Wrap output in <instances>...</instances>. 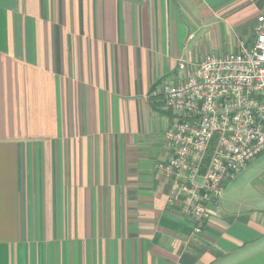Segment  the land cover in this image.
Instances as JSON below:
<instances>
[{"label": "crops", "instance_id": "1", "mask_svg": "<svg viewBox=\"0 0 264 264\" xmlns=\"http://www.w3.org/2000/svg\"><path fill=\"white\" fill-rule=\"evenodd\" d=\"M264 0H0V264H264V152L199 232L168 203L151 96L249 42Z\"/></svg>", "mask_w": 264, "mask_h": 264}, {"label": "built area", "instance_id": "2", "mask_svg": "<svg viewBox=\"0 0 264 264\" xmlns=\"http://www.w3.org/2000/svg\"><path fill=\"white\" fill-rule=\"evenodd\" d=\"M178 69L180 82L151 92L171 115L159 167L170 183L167 202H179L199 232L226 181L264 152V10L249 42Z\"/></svg>", "mask_w": 264, "mask_h": 264}, {"label": "rangeland", "instance_id": "3", "mask_svg": "<svg viewBox=\"0 0 264 264\" xmlns=\"http://www.w3.org/2000/svg\"><path fill=\"white\" fill-rule=\"evenodd\" d=\"M264 10V7H263V9H262V11ZM261 12V11H260Z\"/></svg>", "mask_w": 264, "mask_h": 264}]
</instances>
